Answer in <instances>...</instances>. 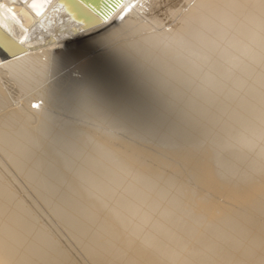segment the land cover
<instances>
[{
    "label": "bare ground",
    "instance_id": "6f19581e",
    "mask_svg": "<svg viewBox=\"0 0 264 264\" xmlns=\"http://www.w3.org/2000/svg\"><path fill=\"white\" fill-rule=\"evenodd\" d=\"M97 40L164 71L138 82L155 144L74 128L47 175L34 119L87 72L126 67L97 48L64 63ZM0 153L90 264H264V0H0ZM0 264H77L1 173Z\"/></svg>",
    "mask_w": 264,
    "mask_h": 264
},
{
    "label": "rangeland",
    "instance_id": "374dc122",
    "mask_svg": "<svg viewBox=\"0 0 264 264\" xmlns=\"http://www.w3.org/2000/svg\"><path fill=\"white\" fill-rule=\"evenodd\" d=\"M11 27L13 30L19 29V21H13ZM169 27L170 26L167 25V28ZM140 34L144 35L145 32L137 33L136 36L134 34L133 37L141 38L142 36ZM111 42L113 41L97 40L88 42L86 45L79 46L78 48H75L71 53H67L64 63L66 64L67 62V66L71 67L72 62L73 65H75L77 62V58H82L83 56H85L86 52H88L89 49L97 48L96 50L108 49L109 51H107L112 55V57L115 60L117 59L122 66H126L125 68L116 66L117 69H113V71L112 69L111 71L105 70L107 73L100 70L89 71L90 73L87 72V74H89L87 81L83 82V80H79L77 78L78 80H76V82H74L71 86H66L64 87L65 89L62 88L63 90L59 89L56 94V99L52 100L50 104V110L48 109L45 114H41V117H39L40 119L36 118L34 119L35 121L31 120V122L34 121L36 124L43 122V120H45L47 117V120H45L46 123H43L45 133L41 136L43 138L42 146L40 149L42 160L47 166V175L49 173L50 175L56 177L61 176L62 170L60 169V155L62 154V150H66L63 149V147L66 140L69 138V131L74 128L84 127L89 130L94 129L100 131L103 134L111 133L119 139L129 140L137 144L140 143L149 146L155 144L150 135L141 133L144 127V123H148L150 118H152L153 115L156 114L154 109L155 105H152L148 102L153 97L150 94L147 86L142 85L141 82L138 83L142 74L148 72L147 69L151 66L147 62H145V57L136 52L134 49L130 48L127 45L122 46L118 43L112 44ZM68 60L71 61L69 62ZM69 63L71 66L69 65ZM225 63H227V60H224V64ZM239 68L240 67L238 65H232L233 71L231 72V74L240 75L238 74L241 73L238 71ZM155 69V67L151 69L152 71H150V73H156V70L157 73L164 72L161 69L160 72L158 71V69ZM153 70H155V72ZM76 73L79 74L76 69H72V71L66 74V76L75 77L74 75H76ZM1 75H3L2 79L5 80L3 84L6 91L14 92V88L9 86L6 81V74L2 73ZM113 76L114 78H112ZM125 76H128L129 78H125ZM142 78L144 79V77ZM232 79V77L224 78L222 79V81L228 82ZM56 83L57 85L59 84L58 82ZM15 91H18V94H21L18 86ZM17 98V94L13 93L12 96H9L6 105H9V107H13L15 102L17 101ZM198 98L204 99L201 96ZM83 99L86 100V103H90L91 106L95 105L98 110L101 111L103 117L110 118L109 121L107 123H102L99 121H94L90 118L83 117L81 111V105L83 104L82 101H84ZM39 104L40 103L38 102L34 103L33 105ZM24 108H26V105H24ZM52 111L58 112H56L55 114ZM50 114H53L54 117H50ZM142 122L143 124H141ZM78 134L79 130H73L71 137H75ZM65 172H67V170H65ZM0 173L3 174L4 179L12 185L18 195L25 200L29 208L37 215L38 219L46 224L52 236L59 241L60 246L63 249L67 250L71 256L75 257L77 264H90L83 258V255L78 246L64 232L62 227H59V225L54 222V220L49 218L46 212L38 206L39 202L32 195L30 196V194L27 192V184L25 183V181L20 178L17 171L4 159V156L1 153Z\"/></svg>",
    "mask_w": 264,
    "mask_h": 264
}]
</instances>
